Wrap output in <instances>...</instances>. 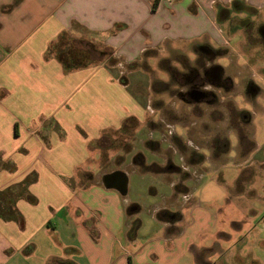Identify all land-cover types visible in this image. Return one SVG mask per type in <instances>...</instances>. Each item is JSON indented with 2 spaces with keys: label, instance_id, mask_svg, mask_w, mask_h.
I'll list each match as a JSON object with an SVG mask.
<instances>
[{
  "label": "crops",
  "instance_id": "obj_1",
  "mask_svg": "<svg viewBox=\"0 0 264 264\" xmlns=\"http://www.w3.org/2000/svg\"><path fill=\"white\" fill-rule=\"evenodd\" d=\"M155 2L0 0V193L9 189L23 193L16 202L23 223L0 219V264H198L197 253L212 247L203 243L202 235L213 228L224 229L227 221L220 220L214 207L205 208L197 191L211 170L214 174L207 182L226 185L221 170L229 161L230 136L237 138L235 164L244 171L234 183L240 198L245 197L246 183L256 169L264 168L260 161L254 167L240 164L245 156L251 154L252 159L254 151L260 152L254 136L247 133L244 111L233 101L226 108L221 97L192 100L185 95L191 90L193 73L207 78L212 69H220L214 60L228 57L229 49L219 47L223 45L213 25L215 18L229 21V14L236 13L240 24L255 25L263 36L264 0H159L153 11ZM232 7L236 10L231 11ZM253 30L239 28L244 35L240 47L254 57L256 49L263 48L251 44V37L256 38ZM64 33L94 47L96 54L105 48L110 58L95 59L94 54L89 65L66 70L55 55H47ZM210 40L220 45L214 47ZM166 45L179 58L172 54V62L164 65L170 56ZM121 67H126V75ZM222 69V79L228 82L217 89L222 96L237 92L231 74ZM237 72L242 73L238 76L246 99L256 101L259 94L252 80L256 71L251 75L240 68ZM155 83V88L161 86L155 93L165 105L175 86L179 104L189 110L206 109L200 112L202 123L195 133L179 119L174 135L161 141L159 158L167 163L163 166L155 159V142L160 140L146 139L148 92ZM214 86L205 80L206 90L214 91ZM217 105L224 109L219 122H225V127L220 131L214 118ZM231 114L238 117L237 128L230 127ZM131 119L142 125L137 131L142 139L127 154L135 171L117 170L97 177L100 141ZM185 137H195L197 149L189 147ZM247 138L253 150L246 147ZM169 149L176 156L166 159ZM182 161L192 169L187 177ZM198 168L205 169L196 183L193 172ZM120 172L128 178L125 195L103 183L105 175ZM156 177L161 192L148 186L149 178ZM28 178L34 180L27 191L37 200L35 204L18 187ZM140 185L148 198L164 200L150 208V225L141 220L147 206L140 198H128ZM186 197L189 203L182 201ZM242 204L241 217H259L264 212V208L258 212L251 204ZM247 225L252 226L251 220ZM210 257L206 256L205 264L216 263Z\"/></svg>",
  "mask_w": 264,
  "mask_h": 264
},
{
  "label": "rangeland",
  "instance_id": "obj_2",
  "mask_svg": "<svg viewBox=\"0 0 264 264\" xmlns=\"http://www.w3.org/2000/svg\"><path fill=\"white\" fill-rule=\"evenodd\" d=\"M214 10H216V5ZM231 11H235V8H231ZM264 15V11L262 13ZM225 15V14H224ZM228 18V15H226ZM252 16V15H251ZM238 15L236 13H230L229 14V21H219V19L216 17L215 21L213 22V25L217 29V32L220 35V43L223 46L224 49L228 50V57H220L219 59L214 60V64H219L218 67L222 70L224 68L227 70L228 73H230L231 80L233 84L236 86L237 89H235L237 92H233L232 90L229 91V94L225 93L226 95L222 96V91L218 90L216 86H214V91L217 93L218 97H221V100L223 101L226 108L230 105V101H233L235 106L238 109H241L244 111L243 115L246 117V129L248 130L247 133L254 136V143L257 146V150L260 152H253L252 156L255 153V156H253L252 159H250V155L245 156V160L240 162L242 163L243 167H254L257 165V163L260 161V163L264 164V37L261 35V33L258 32L255 25L251 24H240V20L238 19ZM243 26L245 30H251L253 27V35L256 38L251 37V44L253 45H259L262 46L263 49L257 48L256 55L254 57L250 55L248 52L243 50L240 47V44L243 43V33L239 31L242 29V31H245L243 29ZM247 38V37H245ZM245 41V39H244ZM209 42V41H208ZM246 42V41H245ZM211 45L213 44L214 47H217L218 44L214 40H210L209 42ZM191 47V46H190ZM171 48L166 45V50L170 53L169 60L165 61V64H169L172 62L171 58H173V51H169ZM189 49V48H188ZM172 50V49H171ZM198 54H201V51L197 48H195ZM261 51V52H260ZM99 54H96L93 58L95 59H101L106 60L110 58V52L106 50L105 48H102ZM158 53V52H157ZM159 54V53H158ZM173 54V55H172ZM261 55V56H257ZM179 58V55H176V59ZM260 59V60H259ZM182 60H184V57H182ZM244 69L245 71L251 73V75L256 71L257 75L253 77V81L257 84L255 85L256 91L259 94L258 99L256 101L246 99L245 96V88L244 85L241 84V78L238 76V74H242L241 72L235 73L237 69ZM121 73L123 75L127 74L126 67H121ZM173 74V73H172ZM217 76V73L215 77ZM218 76H224L222 74H218ZM229 77V76H228ZM158 84H153L152 87L149 88L148 95L150 97V101L148 103V112L150 113L149 120H148V135L146 139H159L160 142L158 143V147H156L155 150V159L160 160L162 163L161 165H166L165 161H162L160 158H162L163 151L162 149V140H167L169 137L174 135V131L176 128V123H178L179 119L183 122L184 126L185 124L190 126L189 128L194 131L199 126L200 123H202L201 120V114L200 112H205L206 109L204 106L199 107H192L191 110H189L187 107H185L183 104H179V97H178V88H175L173 86V89H171V92L169 96H166V99H168V104L165 105L164 103H167L166 101L159 100L160 96L155 93V91H158L161 89V86H158V88H155ZM211 86V85H210ZM241 87V89L238 88ZM209 88V86H205ZM175 88V89H174ZM177 89V91H176ZM244 91V95H242V92ZM176 92V93H175ZM165 96L162 97L164 99ZM231 100H230V99ZM178 101V103H177ZM179 107V110H178ZM182 107V111H180V108ZM220 108V109H219ZM185 109H188L189 111L186 112ZM202 109V110H201ZM214 117L215 120L218 119L216 128V131H220L222 127H225L223 122H219V119L222 118V112H224V109L222 107L216 106ZM219 111V113L217 112ZM234 113V112H233ZM157 114H160L158 117ZM233 119L231 118L230 127L237 128V120L238 117H236L235 114H231ZM174 121H173V120ZM176 119V120H175ZM229 122V121H228ZM240 125V124H239ZM141 123H138L136 120H129L126 122L125 125H123V128L120 131L112 132L106 135L99 143L100 146H102V150L100 152V160H101V167L99 170H97V177H100L103 174L106 173H112L114 171L120 170L123 172L133 173L135 169L127 162V154L129 151H131V147L136 146L137 141L142 139V136L137 135V131L141 128ZM191 131V130H190ZM238 131V129H237ZM192 132V131H191ZM253 139V137H252ZM157 141V140H155ZM185 143L189 144V147H192L193 149H197V142L195 141V137H185L183 140ZM248 141V138H247ZM147 142V140H146ZM145 142V143H146ZM139 143V142H138ZM230 143H231V150L229 153V161L226 165H224V168L222 167V175L221 178L224 179V183L218 184V182L214 183H208L207 179L211 177V174H214V172L211 170L210 174L208 175L207 179L203 180V184L201 187L198 188L197 191V197L207 206L205 208H215L216 212L219 215L220 220H226V226L224 229H218L217 231L213 228L208 233H205L202 235V239L204 240L203 243H211V249L206 251L205 249L202 250V252L197 253V259L198 264H205V258L209 254L212 258L213 262H216L214 264H254L253 261L257 262L264 261V212L259 217L257 215L251 214V217H247L249 219V222L251 220L252 226L250 225L248 227V219L245 217H241V211H245L243 208L242 202H245L246 204H251L255 210L260 212L262 208H264V168L263 169H256V174L254 175L251 182L246 183V189L245 191V197H239L237 193L234 192V183L238 180L239 176L244 172L241 171V168L236 166L235 160L238 159V154L236 151L237 147V138L234 135L230 136ZM248 149H251L250 141L246 142ZM192 145V146H191ZM252 145V143H251ZM188 146V145H187ZM247 149V150H248ZM253 150V149H251ZM171 151V152H170ZM252 152V151H251ZM91 154H94L93 151ZM166 159L167 157L173 158L175 157V153L172 149H169L168 152L165 153ZM175 155V156H174ZM160 157V158H159ZM183 162V161H182ZM239 164V163H238ZM203 169L205 168H198V170L194 173V180L196 183H198L203 176L204 172ZM190 169L188 166L184 165L183 162V173L185 174V177L189 175ZM260 170L262 172L260 173ZM135 179V178H133ZM219 181V180H218ZM149 183L148 186L155 187L157 190L161 192V185H159V181L157 177L155 179L149 178L147 181ZM133 183V180H132ZM142 185L138 187V189H132L128 198H140V201L147 206V208L144 210V212L141 215V220L144 222V224L150 225L151 222V207L155 204L162 203L163 198L161 196L155 197V198H148L150 196H146L142 193V189L140 188ZM135 186H132V188ZM184 187V186H183ZM140 194V195H139ZM255 199H254V195ZM183 199L182 201L187 200ZM190 201V200H189ZM188 201V203H189ZM183 202L182 204H184ZM150 204V205H149ZM187 204V203H186ZM203 208L204 210L210 212L209 210ZM213 208V210H214ZM240 213V215H239ZM250 224V223H249ZM256 228V230H255ZM251 233V234H250ZM223 238V239H222ZM227 239V240H225ZM242 240V242H240ZM215 241V244H213ZM217 241H220V243H216ZM246 241V244L244 245V248H242V243ZM198 246V244H196ZM224 249L225 253L222 254L221 251ZM119 253H122V250L120 247H118ZM239 258L243 261V263H239ZM36 259V258H33ZM244 259V260H243ZM36 260H40V257Z\"/></svg>",
  "mask_w": 264,
  "mask_h": 264
},
{
  "label": "trees",
  "instance_id": "obj_3",
  "mask_svg": "<svg viewBox=\"0 0 264 264\" xmlns=\"http://www.w3.org/2000/svg\"><path fill=\"white\" fill-rule=\"evenodd\" d=\"M159 0L153 5V11L157 10ZM96 54L94 47L88 46L83 42L73 41L67 34H62L59 39L51 45L48 56L55 55V57L63 64L66 70H73L85 67L92 63V56ZM34 180L26 179L18 187L26 192L27 200L35 204L37 200L29 194L27 187ZM23 195L15 194L13 189H9L0 193V219L13 220L23 223L22 216L16 208L17 200Z\"/></svg>",
  "mask_w": 264,
  "mask_h": 264
},
{
  "label": "flooded vegetation",
  "instance_id": "obj_4",
  "mask_svg": "<svg viewBox=\"0 0 264 264\" xmlns=\"http://www.w3.org/2000/svg\"><path fill=\"white\" fill-rule=\"evenodd\" d=\"M264 33V30H263ZM264 37V35H263ZM217 73V76L215 77ZM223 73V72H222ZM218 74H221L220 69L214 68L211 70V72L207 73V78L202 77L197 73H193V76L190 77V83H191V90L189 93L185 94L186 96H189L192 100H201L204 98H211L213 100H216L217 93L215 91H209L206 90L204 87L205 80H209L211 83H213L218 89L225 86V84L228 82L226 80L222 79V76H218Z\"/></svg>",
  "mask_w": 264,
  "mask_h": 264
},
{
  "label": "water",
  "instance_id": "obj_5",
  "mask_svg": "<svg viewBox=\"0 0 264 264\" xmlns=\"http://www.w3.org/2000/svg\"><path fill=\"white\" fill-rule=\"evenodd\" d=\"M115 178L113 179V177ZM103 183L108 189H115L120 194L125 195L128 190V178L124 173H117L112 175H105L103 177Z\"/></svg>",
  "mask_w": 264,
  "mask_h": 264
}]
</instances>
